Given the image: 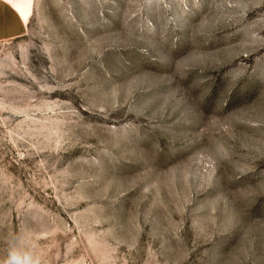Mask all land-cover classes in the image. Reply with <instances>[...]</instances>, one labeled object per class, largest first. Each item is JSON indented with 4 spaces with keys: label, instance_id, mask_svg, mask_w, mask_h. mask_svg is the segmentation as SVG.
Here are the masks:
<instances>
[{
    "label": "rangeland",
    "instance_id": "rangeland-1",
    "mask_svg": "<svg viewBox=\"0 0 264 264\" xmlns=\"http://www.w3.org/2000/svg\"><path fill=\"white\" fill-rule=\"evenodd\" d=\"M264 264V0H0V259Z\"/></svg>",
    "mask_w": 264,
    "mask_h": 264
},
{
    "label": "clouds",
    "instance_id": "clouds-1",
    "mask_svg": "<svg viewBox=\"0 0 264 264\" xmlns=\"http://www.w3.org/2000/svg\"><path fill=\"white\" fill-rule=\"evenodd\" d=\"M0 264H43V261L22 239L13 238L9 241L6 256L0 259Z\"/></svg>",
    "mask_w": 264,
    "mask_h": 264
}]
</instances>
